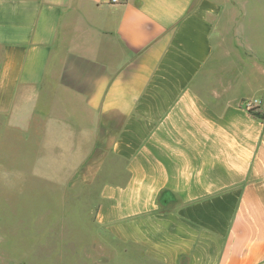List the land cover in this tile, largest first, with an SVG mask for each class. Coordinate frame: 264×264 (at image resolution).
<instances>
[{"label": "crops", "instance_id": "crops-1", "mask_svg": "<svg viewBox=\"0 0 264 264\" xmlns=\"http://www.w3.org/2000/svg\"><path fill=\"white\" fill-rule=\"evenodd\" d=\"M262 1L0 0V149L97 187L95 264H264Z\"/></svg>", "mask_w": 264, "mask_h": 264}, {"label": "rangeland", "instance_id": "rangeland-1", "mask_svg": "<svg viewBox=\"0 0 264 264\" xmlns=\"http://www.w3.org/2000/svg\"><path fill=\"white\" fill-rule=\"evenodd\" d=\"M259 15L257 20L264 22V8ZM19 146L10 137L0 149L3 168L22 167L17 173L0 172V264H95L104 259L105 235L93 223L97 187L83 175L52 182L45 174L30 173L29 154Z\"/></svg>", "mask_w": 264, "mask_h": 264}, {"label": "built area", "instance_id": "built-area-1", "mask_svg": "<svg viewBox=\"0 0 264 264\" xmlns=\"http://www.w3.org/2000/svg\"><path fill=\"white\" fill-rule=\"evenodd\" d=\"M119 0H112V2H114V3H116V2H118ZM245 107L247 108V110H249V112H252V113H257V112H259V110L254 106V104L253 103H247L246 105H245ZM251 113V114H252Z\"/></svg>", "mask_w": 264, "mask_h": 264}, {"label": "trees", "instance_id": "trees-1", "mask_svg": "<svg viewBox=\"0 0 264 264\" xmlns=\"http://www.w3.org/2000/svg\"><path fill=\"white\" fill-rule=\"evenodd\" d=\"M252 113V112H251ZM254 116L262 119L264 121V114H262L260 111L257 112V113H252Z\"/></svg>", "mask_w": 264, "mask_h": 264}]
</instances>
